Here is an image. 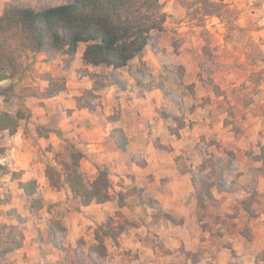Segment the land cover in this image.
Listing matches in <instances>:
<instances>
[{"label": "rangeland", "instance_id": "1", "mask_svg": "<svg viewBox=\"0 0 264 264\" xmlns=\"http://www.w3.org/2000/svg\"><path fill=\"white\" fill-rule=\"evenodd\" d=\"M8 1L0 0V15ZM159 1L166 20L149 43L157 72L140 59L117 71L87 66L80 59L83 45L67 68L60 56L18 55L28 69L8 93L12 101L4 103V95L0 97V110L24 106L30 116L13 135L0 133V163L9 170L0 178V198L9 200L0 205V224L13 223L6 211L15 209L24 218V246L0 264H66L62 248L81 242L87 251L95 228L118 210L114 199L76 211L65 186L58 191L48 186L44 168L68 145L84 153L80 171L87 179L105 166L115 192L134 190L119 210L135 227L119 237L118 246L106 241L105 264H252L264 250V173L255 160L264 146V0H217L233 10L231 28L217 17L201 19L196 6L186 9L182 0ZM44 74L64 81L66 92L50 99L20 95L21 87L43 90L47 82L39 76ZM109 77L119 85L84 96L94 80L106 84ZM110 86H117L118 93L110 92ZM151 90L158 91L163 104L147 114L167 125L157 133L145 128L147 145L168 154L178 147L179 153L163 177L146 173L144 159L128 151L133 138L125 136L127 149L117 150L110 136L115 128L108 124L120 111L108 96L141 97ZM77 98L93 108L77 109ZM12 172L37 183L42 210L30 209ZM206 184L211 186L209 198ZM158 215L162 219L156 221ZM50 219L65 228L52 243L46 242Z\"/></svg>", "mask_w": 264, "mask_h": 264}, {"label": "trees", "instance_id": "2", "mask_svg": "<svg viewBox=\"0 0 264 264\" xmlns=\"http://www.w3.org/2000/svg\"><path fill=\"white\" fill-rule=\"evenodd\" d=\"M58 3L39 0H9L5 3L0 15V97L4 95V103L12 101L8 95L17 88L28 66L22 67L18 55L26 51L43 53L47 60L60 56L64 68L69 66L77 54L80 45L84 46L83 64L91 67L103 66L113 71L123 69L134 59H141L144 50L150 43L153 32H161L166 20L163 4L159 0H58ZM195 5V11L204 17H217L224 21L228 28L233 26L234 12L222 1L217 0H182V7L189 9ZM47 82L43 90L34 91L30 87L19 90L37 99H50L60 93H65L64 81L50 74L39 76ZM92 79L99 76L91 74ZM6 83V84H4ZM108 85H119L115 78L109 77L106 84L94 80L92 88L85 91L84 96L92 97L94 92ZM77 109H89L93 106L76 99ZM30 110L21 106L14 112L0 110V133L3 131L13 135L19 128L21 120H27ZM39 134L40 129L38 130ZM111 138L116 149L124 152L126 138L122 130L114 129ZM84 153L73 145H68L64 153L54 157V164L48 163L44 168V177L48 186L58 191L65 186L76 204L75 210L87 207L92 203L103 204L114 199L118 210L109 216L94 230L93 244L87 251L82 249V243L75 247L62 248L65 252L66 264H105L108 256L107 240H112L118 246V239L135 224L124 219L120 210L125 201L131 197L130 191L113 189L109 171L105 166H99L98 173L92 180L87 179L80 171V162ZM260 163L259 172L264 173V146L255 157ZM9 173L6 165L0 163V178ZM21 172H12L11 179L17 181L27 198L30 209L36 213L42 210V200L36 196L37 183L34 180H21ZM204 187V188H203ZM202 188L208 193L210 185ZM200 192V191H199ZM197 201L204 203L202 196ZM9 204L8 199L0 198V205ZM203 207V204L201 205ZM8 217H13V223L0 224V262L7 255L24 246V234L21 225L24 218L13 208L6 211ZM164 219H171L167 214H161ZM161 215L156 216V221ZM65 230L59 220L50 219L47 228L46 242H55L59 231ZM187 256L194 257L189 253ZM195 262V259H191ZM12 264V263H9ZM38 264H41L39 262ZM252 264H264V250L256 255Z\"/></svg>", "mask_w": 264, "mask_h": 264}, {"label": "crops", "instance_id": "3", "mask_svg": "<svg viewBox=\"0 0 264 264\" xmlns=\"http://www.w3.org/2000/svg\"><path fill=\"white\" fill-rule=\"evenodd\" d=\"M83 49L81 51L80 59L82 58ZM41 54L42 53L37 52V56ZM140 61H142V63H144L145 66L150 70H153L154 72L158 71L159 66L157 64L155 57H153L150 54L149 45L144 50L143 56L140 59ZM109 88H110V92L112 93L115 92L116 94L118 93L117 91L119 89L117 86H110ZM119 95L120 96L118 98L120 99L116 98V96L114 98L113 97L109 98L110 96H108V101L111 102L113 106H117L115 107L117 110H119L118 106H120L118 118H116V120L108 124L111 125L112 128L114 127L115 129L122 130L126 137H130L131 139L133 138L132 141L128 140L130 142V147L128 148V151L132 152V154L140 155V157L144 159V161L147 164L146 173L156 172L157 177L165 176L164 173L167 166L170 164L174 166L173 158L179 154L177 151L178 147L176 148L174 153L172 152L168 154L160 151L158 152L154 150V148L151 145H147L148 132H144L145 128H149L151 133L153 132L157 133L158 131L163 132L166 129L167 122L155 121L156 120L155 116L151 115L149 117V115L147 114L148 113L147 109L153 110L158 105L163 104V100L159 96L158 91L157 90L148 91V93L146 92V94L141 97L132 96L131 98H129L130 96L129 97L124 96L123 93ZM148 118L149 120H147ZM139 142L142 143L140 144ZM148 154H150L151 156L149 157Z\"/></svg>", "mask_w": 264, "mask_h": 264}]
</instances>
